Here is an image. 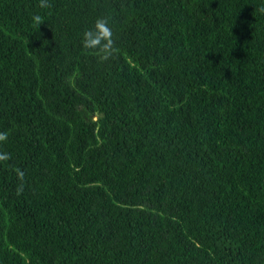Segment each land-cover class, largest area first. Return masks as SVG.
<instances>
[{
  "label": "trees",
  "instance_id": "trees-1",
  "mask_svg": "<svg viewBox=\"0 0 264 264\" xmlns=\"http://www.w3.org/2000/svg\"><path fill=\"white\" fill-rule=\"evenodd\" d=\"M50 4L0 0V264H264V0Z\"/></svg>",
  "mask_w": 264,
  "mask_h": 264
},
{
  "label": "clouds",
  "instance_id": "clouds-1",
  "mask_svg": "<svg viewBox=\"0 0 264 264\" xmlns=\"http://www.w3.org/2000/svg\"><path fill=\"white\" fill-rule=\"evenodd\" d=\"M39 7L44 9L50 8V0H39ZM261 11H264V8ZM32 19L37 26L44 23L43 17L39 14H35ZM82 46L87 50L94 51L99 63L108 62L115 56L116 42L109 16L102 15L97 17L92 27L84 30L82 34Z\"/></svg>",
  "mask_w": 264,
  "mask_h": 264
}]
</instances>
